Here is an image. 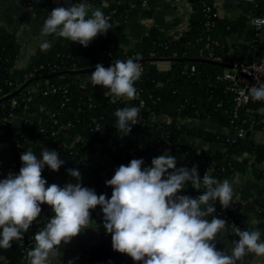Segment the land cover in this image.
Instances as JSON below:
<instances>
[{"label":"trees","instance_id":"1","mask_svg":"<svg viewBox=\"0 0 264 264\" xmlns=\"http://www.w3.org/2000/svg\"><path fill=\"white\" fill-rule=\"evenodd\" d=\"M16 1L30 9L34 24L39 28L49 12L56 7H63L51 0ZM142 2L143 0H86L88 5L100 9L109 17L111 29L97 35L87 47L52 37L49 40L51 48L41 52L38 47V62L29 64L25 69L16 68L20 45L15 35L0 29V98L16 92L33 78L56 72L90 69L98 63L106 65L116 60H144L141 64L143 72L135 87L149 116L145 121L139 116L137 125L131 126L129 133L115 128L114 113L124 107L140 108L139 100L117 101L113 104L110 97L104 96L107 89L102 86L86 84L82 88L81 82L90 77L91 73L34 81L26 89L0 104V142L9 147L15 157L18 154L12 143L17 140L22 153L32 151L39 157L47 148L56 150L59 158L64 161L55 172L45 165L42 176L47 181L46 187L53 183L58 185L61 179H67V183H76L67 172L74 168L81 174V186L93 189L97 195L104 194L110 199L111 191L88 162V158L98 148L115 161L128 164L132 159H145L147 166H151V160L160 154L175 155L185 167L191 168L195 165L200 177L211 170V176L218 180L236 172H245L247 165L242 161L244 156L253 158L257 165L263 163V143L244 138L234 139L232 135L239 128L251 129L253 133H264V114L260 112L264 108V101L254 102L250 99L234 119L230 109L233 94L227 83L216 79L224 71L223 68L200 62L175 61L205 59L209 49L214 55L221 57L222 62H228L230 47L226 35L240 32L244 21L241 19L226 24L216 16L210 0H188L191 12L185 35L175 39L163 36L157 29L152 28L140 40L130 41L126 36L129 12L136 8L142 18L151 16ZM206 7L209 8L208 12ZM251 14L264 15V0H254ZM153 58L174 61L171 62L170 70L164 72L148 61ZM49 86H55L59 90L44 95L43 92ZM32 88L36 92L28 100L27 93ZM12 101L16 102L14 107L11 105ZM29 118L37 120L30 121L27 125L16 124L17 120L26 121ZM186 121L213 123L218 126V130L199 129L188 125ZM11 123H14L12 128ZM63 127L67 128L66 133L62 131ZM13 130L22 137H13ZM223 130L228 133H222ZM111 133H122L124 148L133 149V157H123L116 144L107 142ZM187 136L215 143L219 150H200ZM21 166L22 164H16L18 172ZM253 172L258 179L264 180L262 171L255 169ZM185 187L177 195L195 198L204 190L193 189L190 184ZM256 206L262 209L257 210ZM40 207V216L24 233L22 241H13L12 247L8 249L0 248L1 264H28L26 253L34 247V235L43 229L53 215L50 206L42 204ZM214 207L216 211L213 216L224 219L229 229L228 218L233 219L236 227L241 229L237 218L245 209L257 214L264 228V207L254 202H250L245 208L233 202L228 208H222L217 200ZM91 216L96 224L99 242L89 252L90 264H142L112 249L111 234L104 230L100 206L91 210Z\"/></svg>","mask_w":264,"mask_h":264},{"label":"clouds","instance_id":"2","mask_svg":"<svg viewBox=\"0 0 264 264\" xmlns=\"http://www.w3.org/2000/svg\"><path fill=\"white\" fill-rule=\"evenodd\" d=\"M111 27L109 17L100 9L89 14L86 2L56 7L40 28L42 40L38 47L41 52L48 51L52 46L47 39L50 36L87 47ZM142 72V66L131 58L116 60L107 68L98 63L90 74V83L107 89L104 96L110 97L113 104L121 98L131 101L138 95L135 84ZM246 91L245 99L264 101V83ZM140 112L135 106L117 109L115 128L129 133ZM260 112L264 114V108ZM20 160L19 173L10 172L0 180V248L8 249L13 241H22L40 216V205L50 206L53 213L34 235V247L26 253L28 264H53L54 258L61 255L59 246L89 228L90 210L97 206L103 213L104 230L111 234L112 249L135 262L240 264L251 254L255 264H264V240L259 230L236 228L238 240L232 242L228 252L216 249L214 241L227 222L213 216L214 203L218 200L222 208H228L233 202L235 193L229 180L220 181L207 174L201 179L195 165L177 168V159L170 154L154 157L148 167L143 166L142 159L120 165L105 182L112 188L110 199L81 186V174L74 168L67 172L76 183L46 187L42 176L45 165L55 172L64 163L56 150L46 148L39 157L24 151ZM189 184L193 189L204 190L195 198L177 195ZM67 264L73 261L70 259Z\"/></svg>","mask_w":264,"mask_h":264},{"label":"crops","instance_id":"3","mask_svg":"<svg viewBox=\"0 0 264 264\" xmlns=\"http://www.w3.org/2000/svg\"><path fill=\"white\" fill-rule=\"evenodd\" d=\"M51 1L60 6L79 3L78 0ZM210 1L215 9L216 16L220 20L225 21L226 24L234 23L241 19L244 21L240 32L235 31L230 35H226L227 43L230 47L228 51L229 61L222 64L230 65L237 54L242 55V58L246 62L257 61L264 49V34L257 35L249 25V18L252 16L251 11L254 7L253 4L245 0ZM144 2V9L150 12L151 16L142 18L136 8H133L129 12L126 21V36L130 41L140 40L152 28L157 29L163 36L175 39L185 35L188 30L191 12L188 0H144ZM92 10H95V8L89 5V14ZM0 29L13 33L20 45L16 61L17 69H25L29 64L38 62L37 48L42 37L40 36V28L34 24L29 8L21 5L16 0H0ZM51 38L48 37L47 39L50 40ZM156 67L160 71H169L171 62L166 60L159 61L156 62ZM223 69L228 70V68ZM35 120L37 119L17 120L16 124L19 126L23 124L27 125L30 121ZM162 121H164L163 118ZM185 123L208 131L218 130V126L213 123H194L190 121H186ZM222 133L228 132L223 130ZM187 138L189 137L187 136ZM249 139L256 143L264 144V133L252 132ZM189 141H193L200 150L212 152L219 150V147L215 143H207L194 138H189ZM172 156L177 159V168L185 167L179 157ZM242 161L247 165L246 171L233 173L225 179L231 183L236 198L238 197L247 202H254L264 207V180L258 179L253 172L255 169H258L264 173V161L262 164L257 165L250 156H244ZM88 162L91 168L102 179L105 186V182L112 178L115 170L120 165H125L122 161H115L104 155L99 148L88 158ZM16 164V157L13 155V151L0 142V180L6 178L10 172L18 174ZM66 183L67 179H61L58 185L63 187ZM106 187L112 192L110 186ZM211 218L208 217L209 220ZM91 220L89 228L73 237L69 243H62L59 246L61 255L54 258L53 264H67L70 259L73 261V264H90L89 252L99 242L96 224L92 216ZM237 220L241 227L240 230H259L261 232V240H264V228L261 226V221L257 214L245 209L239 213ZM237 240L238 237L235 233L225 226V229L217 234L214 243L217 250L227 253L233 246L232 242ZM240 264H255V261L252 259L251 254H249V257H246Z\"/></svg>","mask_w":264,"mask_h":264},{"label":"built area","instance_id":"4","mask_svg":"<svg viewBox=\"0 0 264 264\" xmlns=\"http://www.w3.org/2000/svg\"><path fill=\"white\" fill-rule=\"evenodd\" d=\"M245 1L253 4V6H254V0H245ZM80 2H86V0H80L79 3ZM144 3L145 2L143 0V2H142L143 7L145 5ZM205 10H206V12H208L209 8L206 7ZM249 25L251 26V28L254 30V32L257 35L264 34V15L251 16L249 18ZM204 58H205V60H209V61H212L214 63H223L221 57L214 55L212 53V51L209 49L207 50V54ZM153 59H158V58H153ZM133 60H136V59H133ZM112 63L113 62H109L108 64H112ZM154 64L156 65V62H154ZM230 65H231V69L224 70L220 75H218L216 77V79L221 81V82L227 83L230 92L233 94V100H232V105L230 106V109H231L232 116L235 119L237 117V114L239 112H241L243 107L250 101V98L245 99V97L247 96L246 90L249 87H251L252 85L259 86V84L264 83V49L261 53V56L259 57V59L257 61L246 62L242 58V55L237 54L236 57L231 61ZM191 72L192 73L194 72L193 68L191 69ZM86 84L92 85L90 83V77L85 78L81 82L80 86L82 87V85L85 86ZM58 90H59V88H57L55 86H49L46 88V90L43 92V94L46 95L48 93H56ZM34 92H36L35 88H32L28 91V93H27L28 94V100H30L31 95ZM137 93H138V95H137L136 99L139 100V107L141 108V111H145L144 101H142L140 99V95H139L140 93L139 92H137ZM118 101L128 102V100L126 98H121ZM11 105L14 107L16 105V102L12 101ZM5 121H7V119H5ZM93 122H95V121L93 120ZM136 125H137V122H136V124H134L132 126H136ZM12 127H14V123H11V128ZM63 130H67V128L63 127L62 131ZM249 130L251 131V129H249ZM247 131L248 130H244L242 128H239L235 131V133L232 135V137H234V139H242V138H244ZM251 134H252V131H251ZM17 136L22 137L17 131L13 130V137H17ZM107 142L110 144H116L117 148L121 149L123 157H126V156L133 157L134 156V150L133 149H125L124 148V141H123L122 133H111V135L107 138ZM12 145L18 154V157H16L17 164H22V162L20 160V155L22 154V152L20 151L19 142L17 140H14ZM142 160L144 162L143 166L148 167L146 165V160L145 159H142ZM124 164L127 165V163H125V162H124ZM211 173H212L211 170L206 171L205 173H203L201 175V178H203V176L205 174L211 176ZM233 203L239 204L245 208L250 202L241 200L240 198H234ZM256 209L261 210L262 207L260 208L259 206H256ZM228 223L230 226V230L235 232V229L237 227L235 225L234 220L231 218H228ZM93 264H97V262H94ZM122 264H124V263H122Z\"/></svg>","mask_w":264,"mask_h":264},{"label":"water","instance_id":"5","mask_svg":"<svg viewBox=\"0 0 264 264\" xmlns=\"http://www.w3.org/2000/svg\"><path fill=\"white\" fill-rule=\"evenodd\" d=\"M52 37V36H50ZM169 61V62H172L174 61V59H150L148 60L149 62L151 63H154V62H159V61ZM136 62H138L139 64H142L144 62V60H140V59H136L135 60ZM175 61H181V62H200V63H203V64H210V65H215V66H218L220 68H228V69H231V65H226V64H222V63H214L212 61H209V60H205V59H197V60H189V59H177ZM112 64H106V65H103L105 68L111 66ZM95 71V67L94 68H90V69H84V70H76V71H66V72H56L54 74H51V75H47V76H44V77H40V78H33V79H30L29 81H27L23 86H21L16 92L14 93H11L3 98H0V104L8 101L11 97H13L15 94L21 92L22 90L26 89L31 83H33L34 81H37V80H42V79H49V78H60V77H64V76H69V75H82V74H89V73H92ZM195 84L198 83L200 85L202 84H205V83H202V82H194ZM148 112L147 111H141L140 112V119L141 120H147L148 119ZM64 133L67 132V130H63ZM251 136V131L248 130L244 136V139L248 140Z\"/></svg>","mask_w":264,"mask_h":264}]
</instances>
